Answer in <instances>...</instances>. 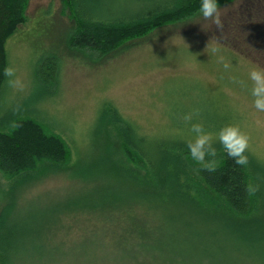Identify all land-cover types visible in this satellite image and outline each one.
I'll list each match as a JSON object with an SVG mask.
<instances>
[{
	"label": "rangeland",
	"instance_id": "374dc122",
	"mask_svg": "<svg viewBox=\"0 0 264 264\" xmlns=\"http://www.w3.org/2000/svg\"><path fill=\"white\" fill-rule=\"evenodd\" d=\"M84 2L95 14L140 5L136 0ZM218 6L220 30L196 13L97 58L65 45L73 21L60 0H28L25 19L4 42L6 67L16 69L24 87H9L4 75L0 119L6 123L22 113L34 117L65 138L70 164L77 158L95 172L104 167L94 130L103 105H113L154 139L177 133L172 122L184 121L185 112L213 109L219 117L225 107L230 119L231 114L237 117L229 125L249 136L247 150L264 166V113L252 107L248 78L253 68H264V0ZM47 54L58 60L53 81L36 75L38 58ZM109 131L106 138L112 143L116 134ZM259 174L264 180V172L259 169ZM10 185L0 172V208L12 202L9 217L20 228L19 243L25 247L15 264H264V228L262 235L253 232L264 220V207L253 227L236 235L222 230L220 219L199 217L172 202L135 198L132 213L146 239L130 240L129 246L119 236L134 228L130 217L118 220L99 208L75 209L101 201L77 198L80 186L89 189L92 182L57 173L8 193ZM122 188L136 194L139 186Z\"/></svg>",
	"mask_w": 264,
	"mask_h": 264
},
{
	"label": "trees",
	"instance_id": "16d2710c",
	"mask_svg": "<svg viewBox=\"0 0 264 264\" xmlns=\"http://www.w3.org/2000/svg\"><path fill=\"white\" fill-rule=\"evenodd\" d=\"M27 1L0 0V86L7 64L4 42L25 19ZM60 1L73 21L65 35V45L97 58L113 52L124 42L147 35L158 26L195 15L200 5V0H136L140 5L135 10L95 14L88 12L84 0ZM230 1L217 0V4ZM57 71L55 56L47 54L38 58L37 77H50L53 81ZM220 111L221 116L214 117L213 109L198 110L193 122L203 123L206 131L215 136L230 120H237L234 114L229 118L225 107H220ZM95 123V144L101 154L98 162L104 167L92 172L77 158L70 164V147L65 138L34 117L22 113L8 118L6 123L0 119V172L11 184L7 192L13 191L16 185L28 186L57 173L92 182L89 189L80 186L82 192L77 198L101 201L88 208L76 206L75 209L92 212L99 208L106 216L118 220L130 217L134 228L122 231L119 236L129 246L132 241L140 243L146 239L143 231L137 230V217L132 213V208L137 206L132 202L135 198L172 202L199 217L220 219L222 230L236 235H241L245 226L251 229L252 220L263 214L264 180L259 176V169L264 172V166L248 150L245 153L248 163L240 166L216 142L217 163L215 170L209 171L192 161L186 145L194 139V134L184 121L172 122L177 133L154 139L141 132L113 105L105 104L99 109ZM110 129L116 134L112 143L106 138ZM135 185L139 186L136 194L123 191L122 187ZM12 205L7 202L0 208V264H15L20 257L18 251L25 248L22 241L19 243L20 228L9 217ZM259 224V229L253 228V232L262 235L264 220Z\"/></svg>",
	"mask_w": 264,
	"mask_h": 264
},
{
	"label": "clouds",
	"instance_id": "9594fccd",
	"mask_svg": "<svg viewBox=\"0 0 264 264\" xmlns=\"http://www.w3.org/2000/svg\"><path fill=\"white\" fill-rule=\"evenodd\" d=\"M198 14L206 21H211L217 29H222L220 8L217 0H200ZM228 68L227 63L224 64ZM4 75L8 78L9 87L22 91L23 83L16 75V69L9 65L4 69ZM251 82L250 93L252 96V107L257 111L264 113V68H253L248 73ZM198 115V110L183 115L182 119L189 126L194 139L187 142V149L192 161L197 165H202L209 171L215 170L217 163L218 150L214 146L216 142L222 146L226 155L233 159L237 165L244 166L248 163L245 155L249 147V136L238 126L226 125L219 129L215 136L206 131L203 123L193 122Z\"/></svg>",
	"mask_w": 264,
	"mask_h": 264
}]
</instances>
